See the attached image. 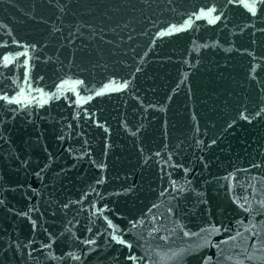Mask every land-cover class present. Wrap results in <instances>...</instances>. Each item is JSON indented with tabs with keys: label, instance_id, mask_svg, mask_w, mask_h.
<instances>
[{
	"label": "water",
	"instance_id": "water-1",
	"mask_svg": "<svg viewBox=\"0 0 264 264\" xmlns=\"http://www.w3.org/2000/svg\"><path fill=\"white\" fill-rule=\"evenodd\" d=\"M0 264H264V0H0Z\"/></svg>",
	"mask_w": 264,
	"mask_h": 264
},
{
	"label": "snow or ice",
	"instance_id": "snow-or-ice-1",
	"mask_svg": "<svg viewBox=\"0 0 264 264\" xmlns=\"http://www.w3.org/2000/svg\"><path fill=\"white\" fill-rule=\"evenodd\" d=\"M247 7L250 8V10H252L253 12H255V4H252V5H246ZM123 242V241H121Z\"/></svg>",
	"mask_w": 264,
	"mask_h": 264
}]
</instances>
